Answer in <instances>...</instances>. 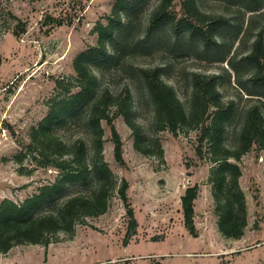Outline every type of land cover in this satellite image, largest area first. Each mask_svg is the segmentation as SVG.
Wrapping results in <instances>:
<instances>
[{
  "label": "rangeland",
  "instance_id": "obj_1",
  "mask_svg": "<svg viewBox=\"0 0 264 264\" xmlns=\"http://www.w3.org/2000/svg\"><path fill=\"white\" fill-rule=\"evenodd\" d=\"M118 1H0V203L6 198L21 202L59 176L51 157L42 158L28 150L32 128L47 117L54 100L68 95L69 87L72 92L79 89L71 84L76 76L73 61L97 44L96 28L109 23ZM197 1L204 12L227 18L218 29L222 44L215 49L222 50L224 44L232 47L223 59L214 58L197 38L178 40L168 23L147 36L148 19L158 0H144L133 13V30L126 37L134 43L147 38L148 45L125 61L102 60L93 69L99 86L117 92L129 85L133 116L146 135L158 137L164 150L163 157L139 152L132 129L120 115L114 124L123 142L125 165H121L115 158L111 128L102 121L104 159L119 183L122 179L129 182L127 192L137 225L130 226L116 189L107 211L85 217L72 235L59 232L48 246H14L7 254L0 253V264H264V151L254 143L239 162V182L248 206L247 225L241 238H227L218 228L209 181L215 163L206 153V143L202 146L204 157L196 151L201 127L181 128L177 134L168 129L156 131L153 103L139 73L141 67L161 66L163 79L174 86L185 106L190 104L194 72L221 75L222 100L235 102L224 133L229 147L238 142L250 105H258L264 117V86L252 80L256 67L247 58L259 31L264 30V0L254 11L243 7L245 0L237 4L229 0ZM183 2L172 1L170 10L176 18L183 16ZM236 23H241L239 34ZM21 27L26 31L17 36ZM230 58L237 69L229 64ZM212 110L208 112L211 117ZM84 116L82 112L55 122L53 128L63 142L83 138L91 153V129ZM93 183L71 182L60 198L89 192ZM193 184L199 185L196 237L185 227L181 207V196Z\"/></svg>",
  "mask_w": 264,
  "mask_h": 264
},
{
  "label": "trees",
  "instance_id": "obj_2",
  "mask_svg": "<svg viewBox=\"0 0 264 264\" xmlns=\"http://www.w3.org/2000/svg\"><path fill=\"white\" fill-rule=\"evenodd\" d=\"M1 1V0H0ZM144 0H119L113 7V16L107 25L99 24L97 44L81 52L73 61L76 71V92L68 88V95L51 104L49 113L37 126L32 128L31 141L27 145L40 157H51L54 167L60 170L53 183L45 184L35 194L21 202L4 199L0 203V253L7 254L14 246L38 244L48 246L59 232L72 235L77 223L85 217H97L108 209L109 199L117 189L127 214L130 226L134 228L137 220L134 208L128 196L129 182L117 177L104 159V128L102 121L111 128L115 158L125 165L123 142L114 121L122 115L132 129L135 147L142 154H158L163 157V147L157 136H148L143 126L133 116L134 99L129 85L115 92L107 86L98 85L94 73L99 61H125L127 56L148 45L144 38L137 42L126 37L133 29L134 14ZM173 0H158L148 19L149 36L163 24L168 23L175 37L183 40L190 37L200 40L214 58L223 59L231 52L232 47L224 44L222 50L218 38V29L227 22L226 16L204 12L197 0H184L183 16L176 18L171 9ZM231 3H242L244 0H229ZM243 2L249 11L261 7L260 0ZM61 24V22H60ZM236 33L241 30V23H236ZM26 31L24 27L17 30L20 36ZM191 41V45L193 44ZM143 42V44H142ZM134 43V44H133ZM221 56H218L219 54ZM135 55V54H134ZM247 58L256 67L252 80L264 86V30H260L253 41L252 50ZM232 68L237 69L232 58L228 59ZM1 63V57H0ZM139 73L154 108L153 124L155 130L168 129L177 134L181 128L201 127L196 151L204 157L202 150L207 144V155L215 163L211 168L209 181L213 185L215 212L218 215L219 231L227 238L239 239L247 225L248 206L240 186L242 170L239 162L254 143L264 151V117L258 105L249 106L243 125L239 131L238 142L229 147L224 142L227 121L234 113L235 102H224L219 90L221 75L216 73H193V90L189 106H185L174 86L162 77V67H141ZM61 85L62 81H58ZM214 108L212 117L208 114ZM84 112L91 129L92 152L83 138L72 142H63L53 128L55 122ZM209 120V121H208ZM264 160V157H263ZM93 181L89 192H80L60 198L71 182L88 183ZM199 195V185H188L181 196V207L185 227L193 236H197L195 224V201ZM129 235V232L127 231Z\"/></svg>",
  "mask_w": 264,
  "mask_h": 264
}]
</instances>
